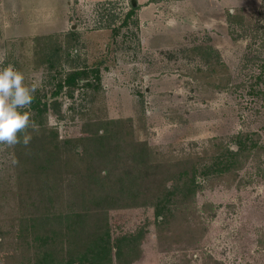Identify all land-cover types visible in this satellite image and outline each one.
Wrapping results in <instances>:
<instances>
[{"label":"rangeland","instance_id":"374dc122","mask_svg":"<svg viewBox=\"0 0 264 264\" xmlns=\"http://www.w3.org/2000/svg\"><path fill=\"white\" fill-rule=\"evenodd\" d=\"M152 1L159 23L146 30L139 5L137 27L114 36L129 0L106 12L100 0H0V67L46 104L31 108L27 146L0 144V264H32L44 236L66 257L77 249L64 241L82 249L105 228L111 241L141 236L112 264H264V81L261 95L250 87L264 74V0L208 1L175 31L178 0ZM95 68L99 85L90 74L91 87L53 95ZM239 135L256 148L212 173Z\"/></svg>","mask_w":264,"mask_h":264},{"label":"trees","instance_id":"16d2710c","mask_svg":"<svg viewBox=\"0 0 264 264\" xmlns=\"http://www.w3.org/2000/svg\"><path fill=\"white\" fill-rule=\"evenodd\" d=\"M117 5L116 3H111L110 1L106 3H101L98 6L99 8L103 9L104 12H106L108 7L105 8V6L108 5ZM130 5V3H129ZM137 10V7L129 6V10L125 13L121 23L117 27H113L111 29L112 34L116 36L121 28L128 25V23H132L134 27H137L138 20L135 18L133 20V17L135 16V12ZM111 20H115L116 16L111 14ZM132 18V19H131ZM90 74L94 75L93 77V83L96 85L100 84V72L98 69L94 70H75L74 72L68 73L63 80H60L58 84L55 87V93L54 96L58 95L62 89L64 88H71L75 87L76 85L80 83H84V86L91 87L93 85L92 82H90ZM264 76V74H263ZM262 74L255 75L252 80L254 84H251L250 87H253L254 85L257 86V90H252L251 94H257L255 96L261 95L262 92L258 88V85L262 84L261 82L264 81V77ZM263 79V80H261ZM253 89V88H251ZM40 99L38 97H34L31 108L37 115H41L43 112L46 111V104L42 105V108L40 107ZM54 105H57V102L54 103ZM243 140V141H242ZM249 143V146L247 145ZM238 149L236 152L229 151L226 153V155L221 156L217 159V161L212 165L209 166V170L217 174L219 172H225L227 168L228 162L232 159H236L237 154L244 152L245 150L255 149L256 144L253 143L251 140L248 139V135H239V141H238ZM228 155V156H227ZM222 166V167H221ZM185 175V173H184ZM183 176V175H182ZM188 183H185V190L183 195L185 196V193L188 195L194 194L196 190L195 181L187 180ZM175 192L166 193L162 200L160 205L156 206V216H161L163 211L168 210V206L173 203V200L170 196H173ZM141 238V236H132V237H120L116 238L115 240L111 241L109 230L104 229L100 233H98L97 236L92 238L90 242L85 244V246L80 249L79 246H77L75 243H78L74 241L73 239L69 241H64L67 246L74 245V249L77 250L69 251L66 257H60L58 258L60 252L62 249L59 248V250H55L52 246L53 239L47 236H44L39 239L41 245L39 251H41L40 254H38L34 262L32 264H112V257L115 256L117 259L120 258L123 254H127V256H131L137 251V244L138 240ZM71 248V246H70ZM73 249V248H72ZM71 250V249H70ZM127 251V252H125ZM71 252H74L71 254Z\"/></svg>","mask_w":264,"mask_h":264},{"label":"clouds","instance_id":"9594fccd","mask_svg":"<svg viewBox=\"0 0 264 264\" xmlns=\"http://www.w3.org/2000/svg\"><path fill=\"white\" fill-rule=\"evenodd\" d=\"M24 80V74L13 65L0 67V144L9 147L27 146L32 139L28 129L36 128L30 119L36 85Z\"/></svg>","mask_w":264,"mask_h":264},{"label":"crops","instance_id":"0c3cea01","mask_svg":"<svg viewBox=\"0 0 264 264\" xmlns=\"http://www.w3.org/2000/svg\"><path fill=\"white\" fill-rule=\"evenodd\" d=\"M100 1H116V0H100ZM208 1H217V0H178L175 6L173 7V10H175L173 16L165 21L166 24L165 28H167V25L169 26V28H167L166 30L168 31L176 30V25L178 23L177 15L192 14L196 12V10L198 11L199 7L202 8V6H204ZM220 1L226 2L229 0H220ZM157 3H158L157 1H152V0H136L137 9L138 6L140 5L138 9V19L140 20V22H145L144 28L146 30L149 28L150 24L153 25L160 22L159 18L162 14V8Z\"/></svg>","mask_w":264,"mask_h":264},{"label":"water","instance_id":"95a60500","mask_svg":"<svg viewBox=\"0 0 264 264\" xmlns=\"http://www.w3.org/2000/svg\"><path fill=\"white\" fill-rule=\"evenodd\" d=\"M129 3L132 7H136V0H129Z\"/></svg>","mask_w":264,"mask_h":264}]
</instances>
